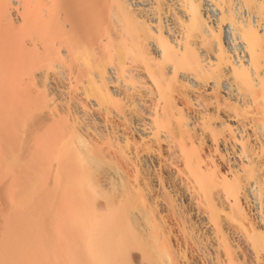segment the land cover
Returning <instances> with one entry per match:
<instances>
[{"label":"bare ground","instance_id":"6f19581e","mask_svg":"<svg viewBox=\"0 0 264 264\" xmlns=\"http://www.w3.org/2000/svg\"><path fill=\"white\" fill-rule=\"evenodd\" d=\"M0 264H264V0H0Z\"/></svg>","mask_w":264,"mask_h":264},{"label":"rangeland","instance_id":"374dc122","mask_svg":"<svg viewBox=\"0 0 264 264\" xmlns=\"http://www.w3.org/2000/svg\"><path fill=\"white\" fill-rule=\"evenodd\" d=\"M222 34V33H221ZM222 38H223V35H222ZM224 39V38H223ZM224 41V40H223ZM224 44H225V42H224ZM226 45V44H225Z\"/></svg>","mask_w":264,"mask_h":264}]
</instances>
